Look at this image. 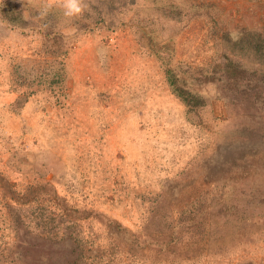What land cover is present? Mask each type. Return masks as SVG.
Masks as SVG:
<instances>
[{"label": "rangeland", "instance_id": "1", "mask_svg": "<svg viewBox=\"0 0 264 264\" xmlns=\"http://www.w3.org/2000/svg\"><path fill=\"white\" fill-rule=\"evenodd\" d=\"M86 3L0 0V264H264V0Z\"/></svg>", "mask_w": 264, "mask_h": 264}, {"label": "clouds", "instance_id": "2", "mask_svg": "<svg viewBox=\"0 0 264 264\" xmlns=\"http://www.w3.org/2000/svg\"><path fill=\"white\" fill-rule=\"evenodd\" d=\"M57 6L63 17L68 20L82 16L89 8L86 0H58ZM52 7V5L46 4L43 14H47V12L50 11ZM104 54L105 52L103 49L98 51V55L103 56Z\"/></svg>", "mask_w": 264, "mask_h": 264}, {"label": "trees", "instance_id": "3", "mask_svg": "<svg viewBox=\"0 0 264 264\" xmlns=\"http://www.w3.org/2000/svg\"><path fill=\"white\" fill-rule=\"evenodd\" d=\"M179 95L182 97L183 95H181V92H179Z\"/></svg>", "mask_w": 264, "mask_h": 264}]
</instances>
